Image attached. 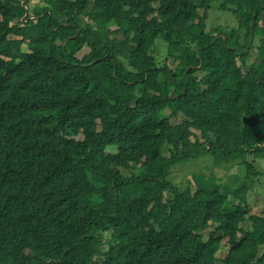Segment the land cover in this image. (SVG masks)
<instances>
[{"label": "trees", "instance_id": "16d2710c", "mask_svg": "<svg viewBox=\"0 0 264 264\" xmlns=\"http://www.w3.org/2000/svg\"><path fill=\"white\" fill-rule=\"evenodd\" d=\"M32 1L0 0V264H264V0ZM201 156L243 182L169 178Z\"/></svg>", "mask_w": 264, "mask_h": 264}, {"label": "rangeland", "instance_id": "374dc122", "mask_svg": "<svg viewBox=\"0 0 264 264\" xmlns=\"http://www.w3.org/2000/svg\"><path fill=\"white\" fill-rule=\"evenodd\" d=\"M33 0L31 2L34 3ZM225 19L230 24L235 23V18L232 13L229 11L219 12L213 10L210 12V21L217 25L220 21L222 23L225 22ZM156 50H160V57L163 55L164 50L161 46H158ZM87 49H84L83 53H86ZM180 117L176 118L175 120H179ZM81 137V136H80ZM79 137V138H80ZM164 153L167 154L168 152L164 150ZM248 161L253 160V156L250 154L246 155ZM255 169L259 175L252 176V182L250 188L252 189L251 194L248 195V201L253 203L254 208L252 213L260 214L261 211L264 209V159L257 158L255 160ZM245 166H240L234 164L229 168H226L225 164H217L215 159L212 156H201L193 159H190L186 162H180L175 165L169 174V178L176 182L178 185H185L188 180L192 179L193 174L205 173L210 174L213 173L218 179L219 182L228 185L232 188L239 186L241 182H243ZM249 220L247 217V224ZM212 227H210L211 229ZM205 238L207 237L206 231L202 232ZM226 244L223 243V246L218 252L219 257H223L225 254Z\"/></svg>", "mask_w": 264, "mask_h": 264}, {"label": "water", "instance_id": "95a60500", "mask_svg": "<svg viewBox=\"0 0 264 264\" xmlns=\"http://www.w3.org/2000/svg\"><path fill=\"white\" fill-rule=\"evenodd\" d=\"M22 5L25 7V14L23 15L22 17V20L25 21L26 20V17L28 16V9L26 7V0H22ZM65 42V41H64ZM115 74V73H114ZM174 89H172L173 91Z\"/></svg>", "mask_w": 264, "mask_h": 264}, {"label": "clouds", "instance_id": "9594fccd", "mask_svg": "<svg viewBox=\"0 0 264 264\" xmlns=\"http://www.w3.org/2000/svg\"><path fill=\"white\" fill-rule=\"evenodd\" d=\"M32 18V16H30ZM230 187V186H229ZM232 188V187H231Z\"/></svg>", "mask_w": 264, "mask_h": 264}]
</instances>
